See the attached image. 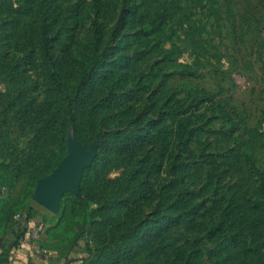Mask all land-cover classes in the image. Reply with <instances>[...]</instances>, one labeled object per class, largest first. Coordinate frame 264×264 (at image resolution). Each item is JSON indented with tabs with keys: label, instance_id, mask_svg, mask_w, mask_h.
Listing matches in <instances>:
<instances>
[{
	"label": "trees",
	"instance_id": "obj_1",
	"mask_svg": "<svg viewBox=\"0 0 264 264\" xmlns=\"http://www.w3.org/2000/svg\"><path fill=\"white\" fill-rule=\"evenodd\" d=\"M41 1L0 0V80L8 76L19 90L13 95L0 88V233L11 229L16 214H23L21 200L1 197L2 188L8 181L14 187L26 178L23 197L32 198L39 179L51 174L67 155L71 131L87 148L97 139L98 154L83 172L81 193L63 195L58 219L40 245L68 260L79 238L89 232L97 245L88 247L83 264H200L210 241L214 247L208 256L215 264H228V247L249 235L244 253L251 264H264V175L247 207L221 191L225 172L242 174L247 163L254 164L253 153L264 146V132L235 117V109L220 103L217 93L206 88L195 87L187 97L166 91L154 98L165 90L162 83L155 87L158 76L145 87L141 82L130 84L128 67L134 55L144 54L132 52V44L153 43L165 51L163 60L174 61L175 43L165 50V39L183 34L191 45L200 47L206 28L196 18L197 10L212 13L215 0H77L57 32L56 19L46 15ZM112 11L116 22L108 33L99 16ZM87 26V34L77 44L57 49L66 40V30ZM25 36L28 44H34L44 75L43 102L29 95L23 61H6L7 52L2 50L14 40L20 45ZM138 90L162 101L158 115L146 110L125 121L113 114L120 99ZM214 120L222 122L220 129L212 128ZM14 126L32 131L26 148L17 144ZM206 134L223 136L227 145L217 153L220 163L213 161L216 169L196 190L188 182L195 164L191 146L204 143ZM115 169L122 173L112 178ZM163 171L170 178L168 191L176 199L163 197V209L160 205L144 216L132 214L133 207L153 195L152 175ZM179 224L194 237L181 243L172 232ZM26 228L9 245L0 238V264L10 262L11 250Z\"/></svg>",
	"mask_w": 264,
	"mask_h": 264
},
{
	"label": "rangeland",
	"instance_id": "obj_2",
	"mask_svg": "<svg viewBox=\"0 0 264 264\" xmlns=\"http://www.w3.org/2000/svg\"><path fill=\"white\" fill-rule=\"evenodd\" d=\"M76 1H41L46 15L50 19H56L54 32L61 29L67 11L71 4ZM213 5L215 10L212 13H209L207 9L199 8L197 10L196 18L206 28L201 36L200 47L191 45L183 34L176 35L173 40L165 39L163 43L165 50L172 46V41L175 43L173 47L177 57L174 61L163 60L165 51L158 50L153 43L147 46L132 44V52L137 49L144 51V54L134 55L133 61L128 67L130 84L136 86L141 82V87H145L147 81L149 82L155 75L158 76L159 78L155 80L154 85L159 88L158 86L162 83L165 90L158 92L154 98L163 96L166 91L168 93L179 91V97H187L191 89L195 87L206 88L217 93L216 98L220 103L233 107L236 111L235 117L242 119L250 127H258L264 132V0H215ZM99 22L106 26L107 32L110 33L116 22L115 12L101 14ZM88 28L87 26L82 30H66V40L60 42L57 49L66 48L68 44L72 45L73 42L77 44L85 37ZM28 40V37L25 36L22 37L20 45H17L16 40L7 42L2 50L7 52L6 61H23L22 69L30 79L29 95L36 101L43 102L46 97L44 75L38 64L34 44H28ZM26 43L27 45H25ZM0 88L13 95H17L19 92L17 86H14L8 76H4L0 80ZM153 103L156 104L153 106ZM161 103L160 100L150 99V93L138 90L134 95L120 99V103L114 108L113 114L120 115L125 121L134 119L138 114L145 113L146 110H148V114L154 116L158 115ZM150 106L151 108H149ZM2 109L3 107H0V111ZM209 113L208 111L207 114ZM222 125L220 120H214L211 124L214 129H220ZM32 136L31 130L25 132L20 130L18 126H14V138L20 147L26 148ZM204 139V143H193L191 146L194 155L191 161H195V164L190 168L193 175L188 182L190 187L196 190L201 188L206 179V174L216 169V164L221 161L217 153L221 152L227 145V139L219 134H206ZM69 141L71 143L74 141V133L71 131L69 132ZM262 141L264 142V138ZM79 142L86 150L96 144L98 154L97 139L89 148L85 147L81 141ZM207 154L208 159L206 158ZM253 155L254 164L247 163L242 174H234L231 171L223 174L224 188L221 191L246 204V207L255 198L261 177L264 175V146L255 151ZM214 160L217 161L216 164H214ZM222 167L220 171H222ZM121 173L122 169H115L110 173V177L117 178ZM169 181L170 178L164 171L160 174H153V195L148 201H142L133 207L131 213L144 216L155 211L161 205L163 197L168 201L176 199L177 196L168 191L167 184ZM26 184V178L19 180L14 187L8 181L1 191V197L21 200L19 210L23 212L22 217L14 221L10 230H7L6 233H0L1 240L6 241L8 245L26 226L24 235L31 227L38 229L36 239L37 244H40L46 237L48 227L56 223L58 219L60 209L58 211L49 209L38 202L34 198V194L29 200L24 199ZM210 196L209 194L201 199ZM207 205H211V203L207 202ZM161 208L163 209V204ZM29 214L31 216L28 220ZM172 232L180 238L181 243L194 237L185 229L183 224L174 227ZM261 233L264 235V228ZM29 239L34 238L29 236ZM250 240V236L246 235L241 241L228 247L226 251L228 264H251L249 254L244 253V249ZM90 245H97L94 236L92 233L84 232L73 247L67 264L76 261L83 263L88 257ZM213 247L214 243L206 241V250L200 264H215L214 260L208 256V251Z\"/></svg>",
	"mask_w": 264,
	"mask_h": 264
},
{
	"label": "water",
	"instance_id": "obj_3",
	"mask_svg": "<svg viewBox=\"0 0 264 264\" xmlns=\"http://www.w3.org/2000/svg\"><path fill=\"white\" fill-rule=\"evenodd\" d=\"M96 155V144L86 150L74 135V141H69L68 153L60 164L37 182L34 198L49 209L58 211L66 192L80 193L83 172L93 163Z\"/></svg>",
	"mask_w": 264,
	"mask_h": 264
},
{
	"label": "crops",
	"instance_id": "obj_4",
	"mask_svg": "<svg viewBox=\"0 0 264 264\" xmlns=\"http://www.w3.org/2000/svg\"><path fill=\"white\" fill-rule=\"evenodd\" d=\"M32 247L33 245H28L25 248L20 249L16 252L11 250V253L9 256L10 263L11 264H29L32 262L34 264H67L66 258L62 257L56 250H53L50 248H48L52 251V254L50 256H47L43 259H38L34 257ZM1 252H2V248H0V253Z\"/></svg>",
	"mask_w": 264,
	"mask_h": 264
},
{
	"label": "built area",
	"instance_id": "obj_5",
	"mask_svg": "<svg viewBox=\"0 0 264 264\" xmlns=\"http://www.w3.org/2000/svg\"><path fill=\"white\" fill-rule=\"evenodd\" d=\"M22 217L21 213H18L15 215V219L19 220ZM29 236H32L34 239L30 240ZM37 236H38V229L35 227H31L26 234L20 238L19 244L17 247H14L13 251H18L20 249L25 248L28 245H33V255L34 257L38 259H43L47 256H50L52 254V251L46 247H42L39 244H37ZM8 264H11L10 262ZM72 264H83L81 261L73 262Z\"/></svg>",
	"mask_w": 264,
	"mask_h": 264
}]
</instances>
